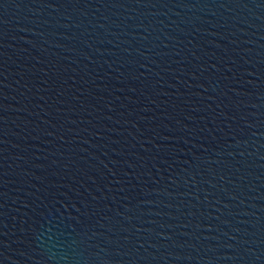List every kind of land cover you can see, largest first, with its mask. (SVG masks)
Wrapping results in <instances>:
<instances>
[{"label":"water","instance_id":"obj_1","mask_svg":"<svg viewBox=\"0 0 264 264\" xmlns=\"http://www.w3.org/2000/svg\"><path fill=\"white\" fill-rule=\"evenodd\" d=\"M0 264H264V0H0Z\"/></svg>","mask_w":264,"mask_h":264}]
</instances>
